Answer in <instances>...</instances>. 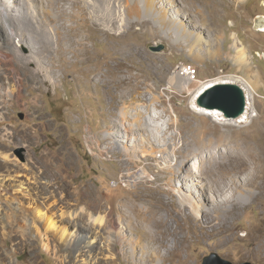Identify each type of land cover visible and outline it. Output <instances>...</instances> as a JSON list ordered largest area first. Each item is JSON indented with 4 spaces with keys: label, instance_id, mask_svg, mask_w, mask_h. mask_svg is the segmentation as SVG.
<instances>
[{
    "label": "rangeland",
    "instance_id": "1",
    "mask_svg": "<svg viewBox=\"0 0 264 264\" xmlns=\"http://www.w3.org/2000/svg\"><path fill=\"white\" fill-rule=\"evenodd\" d=\"M33 1L35 2V0ZM39 1L41 0H38V3ZM155 3L158 5L155 11L159 12L160 16L167 15L166 22L164 19L160 22V18L148 19V22L134 23L135 25H131L133 27L127 28V31L126 28L123 29L124 33H121L122 29L119 28L116 29L117 31H109L99 25L90 24L82 27L80 33L87 37L83 45L87 54L85 57L87 67L85 69L89 68L92 71L89 75H86V78L91 81L86 89L93 90L92 92L89 91L90 94H81L83 86L81 78H83V75H80V80L77 77H80L79 71L83 68L79 61L76 64L66 63L65 69L62 71V82L56 81L58 84L56 89H53L47 82L37 86H32L31 83L27 82V86L22 92L23 99L19 102L17 100L13 101L14 106L10 108L8 117L3 120L0 119V153L8 155L10 160L21 165H27L30 162L29 167L37 166L41 170L40 175L42 176L39 177V180L42 179V182L44 180L49 181V191L51 193L49 192L45 203V206H47L45 211L48 215L52 216L53 213V218L57 220L60 229L64 228L66 231L74 232L75 227L73 229L71 226L77 224L83 227L84 233L86 232L89 235H87L88 239L99 244L101 241L106 244L110 238L109 236L114 235V232L119 228L121 232L123 231L121 233L123 240L126 241L122 243V248L129 243L130 239L133 240L130 237L132 232L121 230L123 225L117 221L121 213L126 215V212H128V210L124 211L128 206V202L135 199L133 182L140 181L144 186L146 185L145 187L149 186L154 190H152V193L159 196L166 204L172 203L175 208L178 205L177 198L168 195L164 182L154 180L158 169L153 158H147L146 160L140 158L142 160V164H140L139 159L130 160L127 156L124 157V155L117 152V149L111 148L110 153H108L105 142L109 141V131L112 132L110 121L111 119L118 120L117 115H119L120 109L124 108L122 106L123 101L127 104L131 100L129 96L138 97L141 93L142 104L137 106L144 111L143 105L145 103L150 104L152 93H154L160 97L162 105L167 110L170 111L174 108L179 113L177 116L178 125H171L172 128L169 126L170 129L166 127L165 123H163V126L165 124L164 127L159 126L160 130L156 132L157 142L159 140L160 142L166 141L169 143L170 134L176 135L178 132L181 133L180 140L184 141L189 139L188 136L194 133L196 127L199 126L202 127L201 130H206L205 138L216 139L219 136H224L225 140L228 139L227 141L235 139L241 145L252 148L255 153H259L264 159V58L261 57L264 53V32L257 30L254 26L259 17H264V0H245L243 2H238V0H155ZM171 3H174L175 8H179L181 14L189 9L190 15L187 16L184 13L187 18L183 14L174 16L173 13L176 11L171 10L174 7L170 6ZM35 4L37 5V2ZM189 4H191V7ZM200 8L205 10L207 19L210 20L212 25L218 26V32H220L219 34L211 32L212 44L207 48L212 52L219 49L223 50L226 54L224 57L205 61L197 58L194 61L187 55L184 41L173 43V39L169 37V35H174V28L169 30L170 20H183L184 18L188 21L192 19V23H195L196 11ZM185 23L186 26L190 24L189 22ZM168 31L170 34H168ZM117 32L121 34V37L116 36L118 35ZM222 37H224V40L220 46L218 39ZM232 39L239 42L250 52L252 57L250 66H253L252 69L258 75L256 91L253 92V95L251 94L253 97V102L249 106L251 113L247 115V120L241 123L237 122V119H225L221 113L209 117L197 114L194 110V104L198 98V96L195 98L194 95L200 85L224 76H239L251 81L245 72L232 62L229 56V54H233ZM160 46H162V49L156 51ZM137 50L143 51V53L137 52ZM24 52L28 53L27 50ZM32 66L29 65L30 68ZM184 67L195 69V74L184 75ZM181 74L186 77L182 84L178 81ZM103 75H109L106 79L112 82L109 85L110 91L118 94L112 108L116 118L107 115L108 108H110V97L105 93L107 88L102 83L97 84L96 82L97 86L94 87L93 79L98 82ZM237 84L241 86L240 82ZM36 87H39V93L35 90ZM147 88L151 93L147 92ZM121 93L123 95L128 93L129 95L119 97ZM34 96L40 97L37 100V105L32 102ZM151 103L159 105L156 101ZM2 112L8 113L7 110H2ZM252 115L254 116L251 117ZM166 118L168 120L173 117L168 115ZM148 122L152 123L149 120ZM161 122H158V124ZM33 124L36 125L32 126ZM4 127L11 131L14 140L21 141V139H25L26 148L19 149L11 144V139L9 140L3 135ZM26 127L31 128V134L22 132ZM165 127L168 128L169 132L167 131V134L162 137L164 134L162 130ZM1 144L6 146L8 150H4ZM158 159L164 162L167 159L174 160V157L161 153ZM190 162H192L191 159ZM139 166L142 167L139 168ZM144 166H147L149 170ZM11 169L12 172L0 170V174L6 176V178L22 176L20 180H25L26 177H23V175L26 176V172L19 171L16 167ZM53 173L60 174L66 179L55 181ZM173 173V175L176 174V172ZM136 176L145 180L146 183H143V180L135 179ZM233 180L227 183L224 192L229 191L233 185L230 184L232 182L243 183L241 179ZM58 184L72 188L66 189L65 187V190L60 193L57 190ZM142 184L139 187L143 188ZM87 188L88 191H92V197L84 193ZM27 189L30 191L31 187ZM71 191L75 192L71 193ZM4 192L5 190L0 186V205L2 206L5 204L3 201ZM228 193L231 196L230 199H235L239 194L238 191L234 194ZM210 198L211 194L206 190L203 200L208 208L213 210L215 207L209 205ZM260 198L257 201H246V204L238 207L233 213V218L228 220L230 222L225 228L219 229L218 225H214V231L212 227L203 229V217H198L190 222L192 224L189 233L190 241L180 248L183 249L181 251L182 257L189 259L186 261L187 264H202L203 259L211 255H216L231 264H264V261L261 262L257 258L258 256L254 258L249 255V252L257 251L260 247V254L264 255V196ZM89 204L94 205L93 210L87 211L85 216L80 217L81 208L87 210ZM138 204L144 207L147 206L145 203L138 202ZM228 205L227 202L221 207ZM10 208L11 213L14 214L15 206L13 203L10 204ZM61 213L64 214L63 221L59 217ZM72 213H77V216L72 218ZM90 215L96 219L103 217L101 221L104 224L102 222L101 224L93 223ZM18 217L25 218L22 213H19ZM0 218L5 224L7 223L6 217L0 215ZM231 226L232 230L227 234L226 231ZM78 229L83 231L79 227ZM44 232L43 230L42 234ZM100 233L102 238L98 236ZM202 233L207 235L202 237ZM30 236L33 239L26 241L24 238H19L14 230L0 228V264H92V254L90 255L88 252H84L85 254L79 252V254H69V241L61 242L58 240V236L54 238L53 233L48 232L42 243L35 241L34 238L37 236L35 230L32 231ZM168 238L174 239L173 236H168ZM178 239L179 236L175 237L177 243ZM170 243L168 242V245ZM177 245L179 246V244ZM148 247H152L151 249L154 252V245H148ZM124 249L127 250L128 246ZM162 250L166 251L165 248H162ZM108 254L107 251L103 254L97 253L95 256L96 258L102 257L101 263L103 264L104 257ZM160 255H164V253L158 252L156 259ZM170 259L173 260V257ZM172 262L168 261L167 263L178 264ZM151 263L160 264L158 260ZM121 264H133L131 256ZM208 264H218V261L211 260Z\"/></svg>",
    "mask_w": 264,
    "mask_h": 264
},
{
    "label": "bare ground",
    "instance_id": "2",
    "mask_svg": "<svg viewBox=\"0 0 264 264\" xmlns=\"http://www.w3.org/2000/svg\"><path fill=\"white\" fill-rule=\"evenodd\" d=\"M241 1L245 0H238V2ZM36 2L37 5L35 4ZM171 4L170 6H174L171 10L176 11L173 13L174 16L183 14L187 18L185 14L187 16L190 15L189 9L181 14L179 8H175L174 3ZM189 6L191 7V4ZM156 8H158V5L155 0H41L39 3L38 0H35V2L33 0H0V119L3 120L8 117L10 108L14 106L13 101L17 100L19 102L23 99L24 95L22 92L26 88L27 82L31 83L32 86L42 85L47 82L53 89H56L58 86L56 81L62 82V71L65 69L66 63L76 64L79 61L83 68L79 71V76L83 75V78L81 76L77 77L78 80L81 78L83 82L81 94H90L89 91L92 92L93 90L86 89L91 82L86 78V75H89L92 71L89 68L85 69L87 67V59L85 58L87 54L83 45L87 37L80 33L82 27L92 24L103 26L109 31L119 28L122 29L120 32L124 33L123 29L126 28L127 31V28L129 29L133 27L131 25H135L134 23L148 22V19L160 18V22L162 19L166 22L167 15L160 16V13L155 11ZM195 16L196 22L194 21L195 17L193 20L195 23H192V19L188 21V19L185 20L184 18L183 20L174 19L169 21L171 23L169 30L174 28V35H169L173 39L172 42L184 41L187 55L194 61L197 58L205 61L224 57L226 54H224L223 50L219 49L212 52L207 48L212 44L211 32L219 34V27L210 23V20L206 17L205 10L202 8L197 9ZM262 20L260 21V28L257 30L264 32V21ZM185 22L190 24L186 26ZM116 34H118L116 36L121 37L119 32ZM157 37L159 36L157 35ZM223 40L224 37L218 39L220 46ZM231 48L233 49V54H229V56L232 62L240 70H243L251 81L239 76H224L200 85L194 97L196 98L204 88L212 83L234 82L237 84L240 82L246 95V110L242 116L237 118V122L241 123L247 120V115L251 113L249 106L253 102L252 95L256 91L258 75L252 69L253 66H250L252 59L250 52L234 40ZM25 50L28 51L27 54L24 52ZM137 52L143 53L140 50H137ZM261 57L264 58V53H262ZM29 65H33L32 68ZM106 77H109V75L101 76L98 82L95 79L93 80L94 83H102L107 88L105 93L110 97V108H108L107 115L113 118L115 115L112 112V108L118 94L110 91L109 85L112 82ZM185 78L184 75H180L178 80L180 84L184 82ZM96 83L94 87L97 86ZM35 90L38 93L40 92L39 87H36ZM147 92L151 93L149 89ZM153 94L150 104L145 103L143 105L144 111L137 106L142 104L141 93L138 97L129 96L131 100L127 104L123 101L122 106L124 108L120 109L119 115H117L119 121L117 119H111L110 121L112 132L109 131V141L105 142V146L108 148V153H110L111 148L117 149V152L124 155V157L127 156L130 160L139 159L138 162L140 164H142L141 159L153 158L158 169L154 180H162L168 195L177 198L178 205L176 208L172 203L166 204L159 196L152 193L153 189L149 186L145 187L146 185L144 186L140 181L133 182L135 199L130 200L126 209H123L124 211L128 210L126 215L121 213L120 217L117 218V221L123 225L121 230H130L132 232L130 237L133 240L130 239L127 245L123 244L128 246L127 250L124 249L126 246L122 248V243L126 241L123 240L121 236L123 231L121 232L119 228L118 230L115 229L116 231L114 230V235L109 236L110 238L106 244L102 243V241V244H99L88 239V234L84 233L83 227L77 224L71 226L73 229L75 227L74 232L66 231L64 228L60 229L58 227L60 225H57V220L53 218V213L51 214L52 216L48 215L45 211V207H47L45 203L49 192L51 193L49 191L50 183L47 180L42 182L41 178V181L39 180L42 175H40L41 170L37 166L29 167L30 162L27 165H21L10 160L8 155L0 153V170L12 172L11 168L16 167L17 170L26 172V176L23 175V177H26L25 180H20L22 176L6 178V176L0 174V186L5 190L3 193L5 204L4 206L0 205V215L7 219L5 224L0 218V228H10L14 230L19 238H24L26 241L33 239L30 235L35 230L37 236L34 239L37 243H42L48 232L53 233L54 238L58 236V240L61 242L69 241V254L73 255L78 252L80 254L84 252L92 254V264H102V257L96 258L95 255L97 253L103 254V252L107 251L109 254L104 257L103 264H121L126 262L130 256L133 264L151 263L156 262V260L160 264L168 261L187 264L186 261L189 259L182 257L181 251L183 249L180 248L190 241L189 233L192 228L190 222L198 217H203V229L213 228L214 225H218L219 229L225 228L230 222L228 220L233 218V213L238 207H242L246 204V201H257V199L264 196V159L259 153H255L252 148L241 145L237 140L227 141L228 139L225 140L224 136H219L216 139L205 138L206 130H201L202 127L197 126L195 132L188 136L189 139L181 141V133L178 132L176 135L170 134L169 143L166 141L160 142L159 140L157 142L158 136L156 132L160 130L159 126H163V123L166 124V127L178 125L177 116L179 113L174 108L170 111L167 110L162 105L160 97ZM124 95L127 96L129 94L125 93ZM124 95L121 93L119 97H124ZM38 99H40L39 96H34L32 102L37 105ZM154 101L158 102L159 105L151 103ZM2 110H7L8 113H3ZM194 110L197 114L209 117L220 113L216 110L198 107L196 104H194ZM168 115H172L173 118L166 120ZM164 119L165 121L163 122ZM148 120L152 123L148 122ZM160 121L162 122L158 124ZM35 125L33 124L32 126ZM32 126L30 127L32 128ZM30 127H26L22 132L31 134ZM166 127L162 130L164 131L162 137L167 134L168 128L166 129ZM3 132L7 139H11V144L19 149L26 148L25 139H21V141L14 140L11 131L5 127ZM1 147L6 151L8 150L2 144ZM161 153L174 157V160L160 161L158 157ZM190 159L192 162H190ZM144 167L149 170L147 166ZM173 172H176V174L173 175ZM148 174L151 176L150 173ZM53 175L55 181L66 179V177L64 178L57 173H53ZM135 179L139 178L136 176ZM233 179H241L243 183L232 182L230 184L233 185L229 191L224 192L227 183ZM142 182L146 183L145 180ZM140 184L144 187H139ZM65 187L66 189L72 188L69 186ZM65 187L62 184H58L57 190L61 193L65 190ZM206 190L211 194L209 205L215 207L213 210L208 208V205L203 200ZM235 191H238V196L235 199H230L231 196L228 192L234 194L236 193ZM74 192L71 191V193ZM84 193L89 197L93 196L92 191H88V188L85 189ZM138 202L145 203L147 206L139 205ZM227 202L229 203L228 206L221 207ZM11 203L15 206L14 214L11 213ZM93 206V204H89L87 210L86 208H81L80 217L85 216L87 211L93 210ZM19 213H22L25 218L18 217ZM129 214H132V216ZM76 216L77 213L71 214L72 218ZM59 217L63 221L64 214L61 213ZM90 218L93 223L101 224L103 217L96 219L90 215ZM21 219L22 222L19 224ZM78 227L83 229V231L78 229ZM214 229L212 230L214 231ZM43 230L45 232L42 234ZM231 230L232 226L228 227L226 233ZM108 234L110 235V233ZM197 235L199 234L197 233ZM206 235L202 233L201 236L205 237ZM98 236L102 238L101 233ZM168 236H173L174 239H169ZM177 236H179L178 243L175 241ZM168 242H171L170 245H168ZM148 245H154V252L151 249L152 247H148ZM162 248H165L166 251L162 250ZM158 252L164 253V255H160L156 259ZM260 252L261 247L257 251L249 252V255L254 258L258 256L257 258L263 262L264 255H261ZM172 257L173 260H169Z\"/></svg>",
    "mask_w": 264,
    "mask_h": 264
},
{
    "label": "water",
    "instance_id": "3",
    "mask_svg": "<svg viewBox=\"0 0 264 264\" xmlns=\"http://www.w3.org/2000/svg\"><path fill=\"white\" fill-rule=\"evenodd\" d=\"M261 20L264 21V17H259L256 20V24L254 25L256 29L260 28ZM161 49L162 46L156 51H160ZM195 104L205 109L217 110L225 119H237L246 110V95L243 88L234 82L215 83L200 92ZM211 260H217L218 264H231L230 262L223 261L216 255L204 258L202 264H208Z\"/></svg>",
    "mask_w": 264,
    "mask_h": 264
},
{
    "label": "built area",
    "instance_id": "4",
    "mask_svg": "<svg viewBox=\"0 0 264 264\" xmlns=\"http://www.w3.org/2000/svg\"><path fill=\"white\" fill-rule=\"evenodd\" d=\"M186 76H189V74H192L194 75L195 74V69L191 68V67H188L185 72Z\"/></svg>",
    "mask_w": 264,
    "mask_h": 264
},
{
    "label": "clouds",
    "instance_id": "5",
    "mask_svg": "<svg viewBox=\"0 0 264 264\" xmlns=\"http://www.w3.org/2000/svg\"><path fill=\"white\" fill-rule=\"evenodd\" d=\"M188 67H184V70H186ZM185 72V71H184ZM183 72V74L185 75V73Z\"/></svg>",
    "mask_w": 264,
    "mask_h": 264
}]
</instances>
